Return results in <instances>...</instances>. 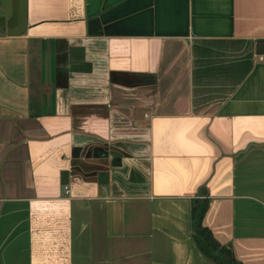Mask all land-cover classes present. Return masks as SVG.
Wrapping results in <instances>:
<instances>
[{
	"label": "crops",
	"instance_id": "obj_1",
	"mask_svg": "<svg viewBox=\"0 0 264 264\" xmlns=\"http://www.w3.org/2000/svg\"><path fill=\"white\" fill-rule=\"evenodd\" d=\"M201 187L264 264V0H0V264H213Z\"/></svg>",
	"mask_w": 264,
	"mask_h": 264
},
{
	"label": "trees",
	"instance_id": "obj_2",
	"mask_svg": "<svg viewBox=\"0 0 264 264\" xmlns=\"http://www.w3.org/2000/svg\"><path fill=\"white\" fill-rule=\"evenodd\" d=\"M208 197L204 188L189 199L190 238L200 254L213 264H241L229 245L218 243L201 220L206 210Z\"/></svg>",
	"mask_w": 264,
	"mask_h": 264
},
{
	"label": "water",
	"instance_id": "obj_3",
	"mask_svg": "<svg viewBox=\"0 0 264 264\" xmlns=\"http://www.w3.org/2000/svg\"><path fill=\"white\" fill-rule=\"evenodd\" d=\"M101 143V142H99ZM95 149H93L92 154L95 156L96 154H100L102 155V157L106 158L108 156L114 157V154L112 153L114 146H109L106 143H101V145H98L96 147H94ZM87 150V147L85 146L84 148H82L81 151H83V153H85V151ZM121 151H123V149H121ZM97 152V153H96ZM124 153H126L125 151H123V155ZM86 154V153H85ZM85 156V158H87V155H81V158ZM118 156V155H117ZM119 157V156H118ZM107 162V160H106ZM80 164V163H79Z\"/></svg>",
	"mask_w": 264,
	"mask_h": 264
},
{
	"label": "built area",
	"instance_id": "obj_4",
	"mask_svg": "<svg viewBox=\"0 0 264 264\" xmlns=\"http://www.w3.org/2000/svg\"><path fill=\"white\" fill-rule=\"evenodd\" d=\"M64 190H65V191H67V188H66V187H64Z\"/></svg>",
	"mask_w": 264,
	"mask_h": 264
}]
</instances>
